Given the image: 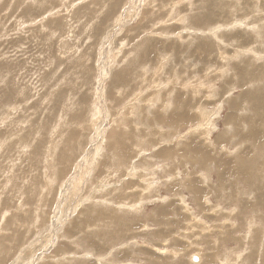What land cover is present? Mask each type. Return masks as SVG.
<instances>
[{"label":"rangeland","instance_id":"1","mask_svg":"<svg viewBox=\"0 0 264 264\" xmlns=\"http://www.w3.org/2000/svg\"><path fill=\"white\" fill-rule=\"evenodd\" d=\"M198 262L264 264V0H0V264Z\"/></svg>","mask_w":264,"mask_h":264},{"label":"bare ground","instance_id":"2","mask_svg":"<svg viewBox=\"0 0 264 264\" xmlns=\"http://www.w3.org/2000/svg\"><path fill=\"white\" fill-rule=\"evenodd\" d=\"M197 32V31H196ZM248 44V43H247ZM158 118V117H157ZM219 167V166H218ZM236 168V167H235ZM234 168V169H235ZM234 169H233V171H234ZM225 170V169H224ZM227 170V169H226ZM223 172H225V171H223ZM220 173V172H219ZM230 173V172H229ZM222 175V174H221ZM229 175V174H228ZM153 178V177H152ZM193 188V187H192ZM194 190V189H193ZM199 190V189H198ZM207 194V193H206ZM163 198V197H162ZM263 202V201H262ZM138 206V205H137ZM180 251V250H179ZM175 254V253H174ZM197 261H195L194 263H196Z\"/></svg>","mask_w":264,"mask_h":264},{"label":"water","instance_id":"3","mask_svg":"<svg viewBox=\"0 0 264 264\" xmlns=\"http://www.w3.org/2000/svg\"><path fill=\"white\" fill-rule=\"evenodd\" d=\"M192 259H193V261H197L198 260V256L197 255H193Z\"/></svg>","mask_w":264,"mask_h":264},{"label":"crops","instance_id":"4","mask_svg":"<svg viewBox=\"0 0 264 264\" xmlns=\"http://www.w3.org/2000/svg\"><path fill=\"white\" fill-rule=\"evenodd\" d=\"M192 257H193V255L191 256V259H192ZM193 261V260H192ZM197 261H199V258H198V260ZM194 262V261H193ZM201 262H198V264H200Z\"/></svg>","mask_w":264,"mask_h":264}]
</instances>
